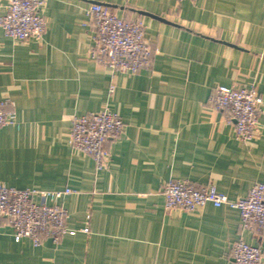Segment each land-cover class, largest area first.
<instances>
[{
	"label": "crops",
	"instance_id": "1",
	"mask_svg": "<svg viewBox=\"0 0 264 264\" xmlns=\"http://www.w3.org/2000/svg\"><path fill=\"white\" fill-rule=\"evenodd\" d=\"M96 3L144 23L147 68L111 74L89 58L85 10ZM6 6L0 0V20ZM41 13V39L19 42L0 26V102L18 121L0 128V185L72 190L61 204L77 234L36 246L16 242L2 219L0 264H234L235 242L264 248L238 210H166L163 195L170 180L213 184L231 200L264 183V0H46ZM218 86L262 96L252 143L237 141L229 114L210 106ZM104 109L125 127L98 171L68 140L74 117Z\"/></svg>",
	"mask_w": 264,
	"mask_h": 264
},
{
	"label": "built area",
	"instance_id": "2",
	"mask_svg": "<svg viewBox=\"0 0 264 264\" xmlns=\"http://www.w3.org/2000/svg\"><path fill=\"white\" fill-rule=\"evenodd\" d=\"M45 4L46 0H7V12L0 20L5 35L19 42L43 38L46 21L41 10ZM85 15L94 31V44L89 51L91 60L111 74L136 75L150 65L152 47L142 21L120 18L110 8L97 3L90 4ZM6 103L0 102V128L18 123L16 112L7 111ZM209 103L213 110L229 114L237 141L249 144L257 138L263 99L256 87L218 86ZM124 127L122 117L109 109L77 116L72 120L68 143L90 156L100 171L110 158L107 142L117 140ZM71 193L70 189L22 190L0 185V220L9 223L16 242L31 239L39 246L42 238H46L58 244L64 236L77 234L67 227L68 211L61 204L63 197ZM163 195L166 210L193 212L208 204L238 210L243 229L264 234V183L252 186L247 196L231 200L213 184L198 189L188 181L170 180ZM81 232L89 234L90 230L87 226ZM231 254L234 264H264V248L244 241L235 242Z\"/></svg>",
	"mask_w": 264,
	"mask_h": 264
},
{
	"label": "water",
	"instance_id": "3",
	"mask_svg": "<svg viewBox=\"0 0 264 264\" xmlns=\"http://www.w3.org/2000/svg\"><path fill=\"white\" fill-rule=\"evenodd\" d=\"M144 15H146V14H144ZM148 15V14H147ZM152 17H155V16H152ZM155 18H157V19H159V20H162V19H160V18H158V17H155ZM162 21H164V20H162Z\"/></svg>",
	"mask_w": 264,
	"mask_h": 264
}]
</instances>
